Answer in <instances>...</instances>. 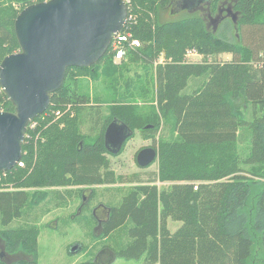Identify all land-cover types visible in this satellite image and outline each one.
Here are the masks:
<instances>
[{
  "label": "trees",
  "instance_id": "16d2710c",
  "mask_svg": "<svg viewBox=\"0 0 264 264\" xmlns=\"http://www.w3.org/2000/svg\"><path fill=\"white\" fill-rule=\"evenodd\" d=\"M41 1L0 0V61L19 51L17 14ZM125 1L124 31L140 46L126 52L120 68L139 61L151 67L161 54L165 59L152 68L151 79H138L144 88L137 98L145 99L154 87L151 104L138 106L126 86L118 94L113 76L107 87L103 82L102 88L113 90L106 102L95 97L90 104L82 85L71 84L73 73L96 81L99 69L118 72L110 48L95 64L66 70L48 108L33 119L34 128H27L21 158L0 173L4 250L32 256L10 264H37L39 226L26 217L41 203L55 199L57 206L65 204L73 186L82 197L80 186L123 181L134 185L108 206L100 251L77 264H109L111 258H142L146 264H264V0H207L212 13L224 3L232 5L236 35L231 39L208 30L200 15L161 20L171 0ZM12 2H20V9ZM192 49L202 62L184 60ZM221 53L230 54V60H207ZM116 94H122L123 103H117ZM0 111L14 112L2 92ZM84 111L86 121L80 118ZM114 119L132 131L118 153L136 130L152 140L154 178L116 176L111 169L107 154H115L105 148L104 133ZM239 145L246 148L241 151ZM50 187L68 189L54 195L41 190ZM15 219L24 222L12 226ZM169 221L180 225L170 231ZM0 264L8 263L0 259Z\"/></svg>",
  "mask_w": 264,
  "mask_h": 264
},
{
  "label": "water",
  "instance_id": "95a60500",
  "mask_svg": "<svg viewBox=\"0 0 264 264\" xmlns=\"http://www.w3.org/2000/svg\"><path fill=\"white\" fill-rule=\"evenodd\" d=\"M126 18L125 0H44L17 14L19 51L0 61V89L14 107V112L0 111V173L21 158L29 122L48 108L50 94L62 85L66 70L99 61ZM131 134L114 119L104 133L105 148L118 153ZM156 157L155 148L144 147L136 163L147 167Z\"/></svg>",
  "mask_w": 264,
  "mask_h": 264
},
{
  "label": "rangeland",
  "instance_id": "374dc122",
  "mask_svg": "<svg viewBox=\"0 0 264 264\" xmlns=\"http://www.w3.org/2000/svg\"><path fill=\"white\" fill-rule=\"evenodd\" d=\"M12 5L16 9H20V2H12ZM204 12H189L188 14H195L204 17ZM187 13H180L176 7H166L161 12V20H176L182 16L188 15ZM205 20V24H207ZM234 24L230 22L223 23L222 30L223 32L217 31L215 34H223L229 37L236 35L234 30ZM208 30L211 31V25H206ZM226 29V30H225ZM198 53V52H197ZM186 54V53H185ZM231 55L228 53H221L214 55L213 57L207 58L210 61H227L230 60ZM164 56L161 54L158 58L154 59L151 67H146L142 62H128L124 63L123 68H120L121 61L119 63L112 61V65L118 69V72H110V68L106 70H98V79L92 80L90 77L81 76L78 73H73L71 84L82 85L81 92H86L89 94V103L95 104V97L101 98V101L106 102L111 98L110 93H113L112 89L102 88L104 85L103 82L107 83L108 79L113 76L117 80L116 92L121 93L129 89L132 91L133 97L132 101L138 104V106H144L151 104V97L154 96V87L150 89V92L147 93L148 97L145 99L137 98V93L142 88L141 83L138 82L139 78L151 79L153 67L160 62H163ZM184 60L189 62H202L203 56L198 53V55L192 56L189 59ZM125 61V60H124ZM105 64V63H103ZM147 74V75H146ZM109 84V82L106 84ZM126 86V89H125ZM149 88V87H148ZM79 89V88H77ZM0 92L1 89H0ZM116 94L117 103H123L122 98H119L121 95ZM149 98V100H147ZM71 111V110H70ZM106 113L107 110L105 111ZM73 114V110L71 112ZM86 111L81 112L80 118L86 121L84 118L86 116ZM170 136V134H168ZM158 136H156V139ZM249 143V142H248ZM151 139H144L139 131H134L133 136L125 143L122 151L115 155L107 154L108 159L110 160V167L116 174V176L129 177L132 175H138L140 179L147 180L155 177L157 170V162L153 161L147 167H140L136 163V154L137 152L144 147H152L153 145ZM250 144V143H249ZM248 145V144H247ZM156 146V143H155ZM157 147V146H156ZM155 148V147H153ZM239 148L244 150L246 145H242ZM156 149V148H155ZM157 152V151H156ZM157 158V157H156ZM134 182H117L111 185H91V186H80L83 190L82 197L77 195V187H70L72 195L70 197H65V204L57 206L54 203V200H51L47 204L39 203L41 207L37 212H31L26 218H30L31 221L35 222L39 226V235L37 238V264H77L90 260L97 255L100 251L101 245L105 241L101 237L102 228L98 227L96 221L92 217V208L99 203H103L105 206L110 204L117 203L124 193V190L128 189L130 186H133ZM158 186H163L168 183L155 182ZM67 187H50L42 188V191L64 193ZM54 195V194H53ZM44 202V201H43ZM85 202V205L80 210V205ZM82 206V205H81ZM86 207V208H85ZM28 207L25 208V215L28 214ZM87 210H85V209ZM104 215V213H99ZM17 222H24V220L15 219L12 221L11 225L13 226ZM180 225L179 222L169 221L168 227L170 231H174ZM79 247L77 251L72 252L73 247ZM0 247L4 250V243L0 239ZM5 251V250H4ZM6 253V252H5ZM7 254V257H3L2 260L5 263H13L19 260H31L32 256L25 253L22 250L17 251L14 254ZM109 264H146L143 262V259L139 260H126L122 258H111Z\"/></svg>",
  "mask_w": 264,
  "mask_h": 264
},
{
  "label": "flooded vegetation",
  "instance_id": "af4514ba",
  "mask_svg": "<svg viewBox=\"0 0 264 264\" xmlns=\"http://www.w3.org/2000/svg\"><path fill=\"white\" fill-rule=\"evenodd\" d=\"M170 6L176 7L180 13H196L205 10L203 20H207L206 25H211V32L216 33L222 30L223 23H234L236 19V13L234 12L231 4L224 3L217 8V11L212 13L209 9V2L207 0H171ZM85 205V202L81 204ZM80 205V209L81 206ZM104 213V215L99 214ZM109 213L108 206L103 203L97 204L92 208V217L96 221L98 227L103 228V223L106 221ZM7 257L5 251L0 247V259Z\"/></svg>",
  "mask_w": 264,
  "mask_h": 264
},
{
  "label": "built area",
  "instance_id": "2783aa9c",
  "mask_svg": "<svg viewBox=\"0 0 264 264\" xmlns=\"http://www.w3.org/2000/svg\"><path fill=\"white\" fill-rule=\"evenodd\" d=\"M127 21V18H126ZM140 46V41L132 36V34L128 31L121 30L118 32L114 38L111 40L109 48L110 53L112 54V59L114 62L119 63L126 55V52L129 49H134ZM108 48V49H109ZM198 55L197 51L194 49L188 50L185 54V59H189L192 56ZM56 115H59V112H55ZM36 125L35 121H30L27 128H34ZM19 166L23 164L21 162L18 163Z\"/></svg>",
  "mask_w": 264,
  "mask_h": 264
},
{
  "label": "bare ground",
  "instance_id": "6f19581e",
  "mask_svg": "<svg viewBox=\"0 0 264 264\" xmlns=\"http://www.w3.org/2000/svg\"><path fill=\"white\" fill-rule=\"evenodd\" d=\"M125 2H126V1H125ZM126 6H127V5H126ZM124 27H125V26H124ZM123 29H124V28H123ZM123 29H122V30H123Z\"/></svg>",
  "mask_w": 264,
  "mask_h": 264
}]
</instances>
